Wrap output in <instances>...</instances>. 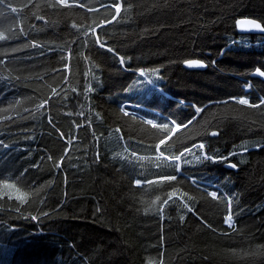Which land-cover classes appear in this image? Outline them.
I'll list each match as a JSON object with an SVG mask.
<instances>
[{"label": "trees", "instance_id": "16d2710c", "mask_svg": "<svg viewBox=\"0 0 264 264\" xmlns=\"http://www.w3.org/2000/svg\"><path fill=\"white\" fill-rule=\"evenodd\" d=\"M243 18L264 0H0V264H264Z\"/></svg>", "mask_w": 264, "mask_h": 264}, {"label": "snow or ice", "instance_id": "6c2138e0", "mask_svg": "<svg viewBox=\"0 0 264 264\" xmlns=\"http://www.w3.org/2000/svg\"><path fill=\"white\" fill-rule=\"evenodd\" d=\"M13 11H15V9H13ZM116 11L119 12V7H117ZM246 24L250 25L252 28H255V29H260L261 28V25L255 23L254 21H241L240 22V25H241L242 28L245 27ZM0 39H4V37L0 36ZM101 47H103L102 44H101ZM188 63H189L190 66H202V62H200V61H188ZM259 74L261 76H264V72H260ZM141 75H143V73H141ZM238 102L240 104H248V101L244 100V99H241ZM256 107H258V105ZM146 123L152 125L153 127H160V128H162L164 130H168V124H162V125L157 126V125L153 124V122L151 120L146 121ZM171 123L175 125V121H172ZM176 127L178 128L179 125H176ZM213 135H215V133H213ZM161 143H163V141H161ZM199 147L202 148L203 145H200ZM186 151L191 152V149L190 148L186 149ZM161 155H163V154H161ZM183 155H184V152H181L180 156H176L174 158L175 161H179L181 159V156H183ZM185 162H187V161H185ZM233 167H235V165H233ZM174 178L175 177H169V179H174ZM137 183H139V181H137ZM209 195H211L214 199L217 198V193L216 192H211V193H209ZM169 199H171V196L169 197ZM165 203H167V200L165 201ZM227 222L229 223V226L231 227L232 225H231V217L230 216L227 218Z\"/></svg>", "mask_w": 264, "mask_h": 264}, {"label": "water", "instance_id": "95a60500", "mask_svg": "<svg viewBox=\"0 0 264 264\" xmlns=\"http://www.w3.org/2000/svg\"><path fill=\"white\" fill-rule=\"evenodd\" d=\"M241 21H254L255 23L257 24H260L261 25V28L260 29H255V28H252L250 25H245V27H241L240 25V22ZM237 26H238V29L239 31L242 33V34H245V35H250V34H253V35H264V26L261 22L255 20V19H251V18H243V19H240L238 22H237ZM191 61H200V60H191ZM202 62V66H190L188 61L184 63V67L186 69H189V70H206L208 68V65L203 62V61H200ZM260 72H263L262 70H257L255 73H254V77H257V78H261L264 80V76H261L259 73ZM215 133V132H214ZM218 133H215L214 136H217ZM234 164H229L228 165V168L231 169V170H238V167L235 166L233 167Z\"/></svg>", "mask_w": 264, "mask_h": 264}, {"label": "built area", "instance_id": "2783aa9c", "mask_svg": "<svg viewBox=\"0 0 264 264\" xmlns=\"http://www.w3.org/2000/svg\"><path fill=\"white\" fill-rule=\"evenodd\" d=\"M138 108V106H136V105H134V104H132V103H129V102H127V103H125L124 105H123V110L127 113V114H133V115H136V116H139V117H143V116H141L139 113H137L135 110ZM215 192V191H214ZM217 193V196H218V192H216ZM230 216V215H229ZM228 216V217H229ZM231 217V216H230ZM226 224H227V226L229 227V228H234L235 227V223H234V221L232 220V218H231V227L229 226V223L227 222V220H226Z\"/></svg>", "mask_w": 264, "mask_h": 264}, {"label": "rangeland", "instance_id": "374dc122", "mask_svg": "<svg viewBox=\"0 0 264 264\" xmlns=\"http://www.w3.org/2000/svg\"><path fill=\"white\" fill-rule=\"evenodd\" d=\"M62 2L66 4V3H68V0H62ZM137 109H139V108H137ZM149 120H151L153 122V124L155 123V120H153V119H149ZM211 192H214V191H210V193Z\"/></svg>", "mask_w": 264, "mask_h": 264}]
</instances>
